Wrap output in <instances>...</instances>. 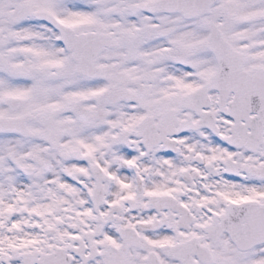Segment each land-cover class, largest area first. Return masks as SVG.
I'll return each instance as SVG.
<instances>
[{
	"label": "snow or ice",
	"instance_id": "snow-or-ice-1",
	"mask_svg": "<svg viewBox=\"0 0 264 264\" xmlns=\"http://www.w3.org/2000/svg\"><path fill=\"white\" fill-rule=\"evenodd\" d=\"M0 264H264V0H0Z\"/></svg>",
	"mask_w": 264,
	"mask_h": 264
}]
</instances>
